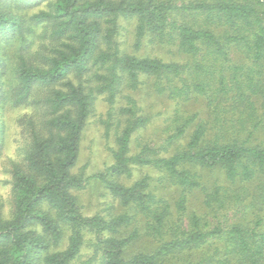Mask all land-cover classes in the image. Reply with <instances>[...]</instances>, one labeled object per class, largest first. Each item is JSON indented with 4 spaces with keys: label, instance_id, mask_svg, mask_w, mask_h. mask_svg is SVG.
<instances>
[{
    "label": "trees",
    "instance_id": "1",
    "mask_svg": "<svg viewBox=\"0 0 264 264\" xmlns=\"http://www.w3.org/2000/svg\"><path fill=\"white\" fill-rule=\"evenodd\" d=\"M28 2L0 0V110H43L42 119L23 116L27 139L10 161L0 264H76L87 245L101 264H264V0H50L27 16ZM124 20L135 22L136 50L173 46L185 60L127 53L117 41ZM41 25L48 41L35 58ZM143 88L178 106L200 102L205 116L181 113L159 145L133 151L152 119L130 95ZM99 96L115 145L112 164L90 178L124 212L86 217L75 193L90 178L73 169ZM142 168L155 176L125 184ZM200 171L221 172L224 184L206 186ZM168 186L178 195L171 202L158 193ZM195 191L205 217L187 209ZM138 216L158 245L128 254Z\"/></svg>",
    "mask_w": 264,
    "mask_h": 264
},
{
    "label": "rangeland",
    "instance_id": "2",
    "mask_svg": "<svg viewBox=\"0 0 264 264\" xmlns=\"http://www.w3.org/2000/svg\"><path fill=\"white\" fill-rule=\"evenodd\" d=\"M181 1L187 2L190 0ZM48 2H50V0H41L40 2L31 0V2L27 3L31 5L29 7L27 6V16L48 9ZM120 24L121 30L117 37V41L120 48L126 50L127 53L136 56L156 57L166 62H183L185 60V57H182L173 46L143 43L142 47L136 50L133 47L135 22L133 20L130 22L124 20L121 21ZM43 29L44 27L42 25L36 27V34L33 36L34 41L29 50L32 56L36 54L35 58L38 56V51L42 52V54L46 52L41 46L48 41V38L43 35ZM43 92L42 90H38L36 96H42ZM127 93L129 92H124V94ZM130 95H132L139 106L152 117L146 128L135 134L134 142L131 144L133 151L138 142H144L145 140H150L152 144L159 145L165 136L162 132L164 127L169 125L175 117H179V114L181 115V113H184L182 116L186 117L184 115L187 114L188 116H192L199 112L197 119H200L205 116L206 113L202 110L203 107L200 102H192L184 107L181 105L178 106L176 102L168 100L165 97L148 94L145 88L136 93L130 92ZM122 104H126V100L121 97L117 101V106ZM3 108V110H0V125L2 126V133L0 135V210L1 214L6 217L13 207L11 177L8 173L10 161L18 159L17 151L25 144L28 135L25 124L23 125L25 118H23V116L32 115L33 117L38 116L40 117L39 119H42L43 110L40 109L37 112V110L34 111L31 106L26 108H13L6 105ZM106 112L107 103L103 96L97 97L94 113L89 117L82 133L79 158L73 169V173L78 174L84 168V170H82L84 177L90 178L112 164L111 149L114 148L115 145L113 140V128L110 132V137L107 138L105 136L104 126L101 123V121L105 120ZM185 142L186 138H183L180 144L183 145ZM147 172L150 176H155L153 171H147L145 168L135 169L132 178L126 180L125 184L129 185L133 183L144 174H147ZM199 174L201 175L202 182L206 186L217 183L218 185L224 184V176L219 171H200ZM158 193L169 202L178 196L175 189L169 186L165 189H158ZM75 195H77L82 214L86 217L96 214L101 216H116L124 212V209L110 196L105 187L92 178L87 182L85 188L76 192ZM202 201L203 197L198 191L190 193L189 203H187L188 211L205 217L208 210L204 207ZM230 216L229 214L228 217ZM131 223L132 224L127 228V232H131L136 227L140 237L130 244L127 249L128 254L149 252L157 247L158 243L144 234L143 224L139 216L135 217ZM92 254L93 248L87 245L82 249L76 264H101L98 257L91 261L93 257Z\"/></svg>",
    "mask_w": 264,
    "mask_h": 264
}]
</instances>
